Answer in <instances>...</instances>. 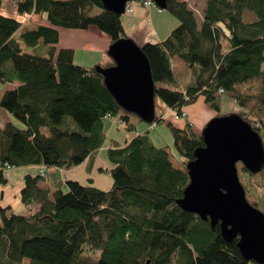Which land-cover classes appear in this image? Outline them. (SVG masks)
Wrapping results in <instances>:
<instances>
[{
    "label": "trees",
    "instance_id": "obj_1",
    "mask_svg": "<svg viewBox=\"0 0 264 264\" xmlns=\"http://www.w3.org/2000/svg\"><path fill=\"white\" fill-rule=\"evenodd\" d=\"M15 4L21 16L45 13L48 24L28 28L24 18L0 13V83L18 84L3 91L0 107L22 123L0 125V185L6 168L69 170L84 163L90 172L99 152L111 165L100 169L110 174L112 185L102 190L68 179L42 186L44 171L25 175L20 201L37 203L38 209L14 213L0 203V264H21L24 258L28 264H258L240 254L237 238L225 241L218 224L212 227L177 203L189 182L186 163L204 145L201 131L190 122L179 128L156 113L146 124L169 128L173 149L183 158L176 164L166 146L150 141L147 130L136 133L131 117L137 116L108 92L97 67L113 61L80 65L73 62L71 49L55 47L61 28L95 27L110 37V44L128 37L121 23L124 13L104 9L100 0ZM164 10L179 23L144 52L154 102L157 94L171 98L172 111L179 113L202 96L218 111L222 89L246 109L240 116L264 147V0H205L200 24L187 0H167ZM244 12L255 19L244 21ZM172 58L187 65L182 84L172 71ZM253 78L259 79L256 91L241 92L239 86ZM107 114L118 116L127 134L123 145L107 141ZM240 177L255 199L252 205L264 214V165L258 173L243 168Z\"/></svg>",
    "mask_w": 264,
    "mask_h": 264
},
{
    "label": "water",
    "instance_id": "obj_2",
    "mask_svg": "<svg viewBox=\"0 0 264 264\" xmlns=\"http://www.w3.org/2000/svg\"><path fill=\"white\" fill-rule=\"evenodd\" d=\"M103 8L123 14L129 0H100ZM166 8L167 0H152ZM113 65L97 67L118 106L145 123L155 116L154 81L150 62L131 38L122 37L108 46ZM203 146L186 163L189 182L177 201L184 211L219 225L225 241L236 246L247 260L264 264V214L251 205L239 181L237 163L251 173L264 165L262 140L240 115L217 116L201 130Z\"/></svg>",
    "mask_w": 264,
    "mask_h": 264
},
{
    "label": "crops",
    "instance_id": "obj_3",
    "mask_svg": "<svg viewBox=\"0 0 264 264\" xmlns=\"http://www.w3.org/2000/svg\"><path fill=\"white\" fill-rule=\"evenodd\" d=\"M187 1L189 3L190 8L195 13L197 23L200 24L202 21L201 12L195 10L193 0H187ZM202 1H203L202 6H200L201 11L205 3V0H202ZM12 2L13 3H10V4L12 5L14 15H10V16L24 18L25 25L31 22L33 26H35L33 22L47 21V19H45L43 15L35 16L34 13L27 14V15L23 14L22 16L19 15L16 10L15 0H12ZM152 6L153 5L143 6L142 3H137V5L131 6L130 12L126 13V15L122 16L121 18V23H122L123 31L125 35H127L138 46H140L144 52H146L148 47L153 46L155 43H158L162 41L163 39H165L166 36L170 33V31L173 29V27L176 26V24L178 23V19L175 18L173 15L167 14L166 13L167 11L160 12V10L157 11ZM1 14L7 15L5 13H1ZM197 14L198 16L200 15L201 17L197 18ZM63 29L64 28H61L59 30L58 43L55 45V47L57 49H60V48L71 49L72 59L74 63L85 65V66H90L94 64L104 65V64H109L111 62V60L107 59L108 58L107 50H108V46L110 45V37L106 33L98 30L97 28L68 29V30H63ZM77 56H80V58L82 59L80 60L76 59ZM172 61H173V58L170 60V62H171V68H172L174 75L176 74L182 75V74L187 73V65L184 62H179L178 65L174 67V63L172 64ZM176 69L178 70L180 69L181 70L180 73L176 72ZM17 85H18L17 83H13L14 87H16ZM157 96L161 97V94ZM204 105L207 106V104L203 101V97L199 96L193 106H190L188 108L184 107L183 111L186 113V117H185L186 119L185 118L179 119V120H182V122L177 127L183 128L186 122H190L192 124V128L195 131L200 132V129H197L196 126H202L205 120H208V118H210V113L208 112V110L205 108ZM170 110L172 111L171 106L167 109L166 114L163 113V118L169 121L172 120L174 123L175 121H179V120H174L173 116L171 120L170 118H168V115L171 112ZM12 118L13 116L10 113H8L7 111H5L4 109L0 107V125L4 124L6 121H12ZM106 119H110V122L105 127L107 141L112 140V141L117 142L118 144L123 145L127 138V134L125 133L124 129L122 128L120 124L116 122H114L113 124L111 122L112 121L111 118H106ZM151 127L152 126H147L142 123L136 124V133H141L147 130V134L149 136L150 141L157 146H163V145H160L162 144V142L159 141L151 132H149V129ZM167 147L168 146H166V149L169 151ZM101 153L104 157L103 159H106L103 152ZM97 157L98 156L94 158L93 165H92L90 172H91L92 182L96 186L100 187L99 185L95 183V180L92 177L94 166L97 162L99 165L97 167L96 172L104 173V171H102L100 168H109L111 165L107 159L106 160L102 159L103 160V163H102L100 162L101 160L99 161V158L97 159ZM39 168L40 167L38 166L6 168L4 170L5 183L0 185V203L3 206L9 205L10 211L12 212H15L16 210L18 212L19 210L20 212L18 213H21V212L33 213L34 211H36L38 209L37 203H31L28 206L21 203L20 198H19V191L23 185L24 176L27 174H30V175L39 174L37 173V171L39 172ZM82 169L83 170L85 169L84 163L74 168H71L69 170L54 167L52 170L48 171V174L46 176L44 175L43 177L44 179L42 180L43 182L41 181L40 184H42V186H50L53 181L64 182L65 180H68L66 178L67 176L68 178L81 182L80 181L81 179L79 178L81 176ZM106 174L108 173L106 172ZM82 179H84V177ZM10 180L14 181L13 189L15 190L13 191L14 193L12 196L13 201H11L10 196H9V189H10L9 181ZM85 180H88V176H86ZM111 183H112V180L109 182V184ZM106 184H108V181ZM28 207H31V209Z\"/></svg>",
    "mask_w": 264,
    "mask_h": 264
},
{
    "label": "rangeland",
    "instance_id": "obj_4",
    "mask_svg": "<svg viewBox=\"0 0 264 264\" xmlns=\"http://www.w3.org/2000/svg\"><path fill=\"white\" fill-rule=\"evenodd\" d=\"M193 1H194L193 3H194V6H195V10L201 12L200 6H202V2L203 1L202 0H193ZM0 2H1L0 13H5L7 15H14V12H13V9H12V5L10 4V3H13L12 0H1ZM133 5H137V3L135 1H129V6L131 7ZM152 7L154 9H156L157 11L159 10V8L156 5H153ZM161 11L166 12L164 9H161L160 12ZM166 13L172 15L168 11ZM125 15H126V13H124L122 16H125ZM35 16H39V14H37V15L35 14ZM43 16L46 19V14L45 13L43 14ZM200 17L201 16L200 15L198 16V14H197V18H200ZM254 19H255L254 15L252 13L244 12V14H243V20L244 21H251V20H254ZM33 23H34V25H46V24H48L47 21H43V22L40 21V22H33ZM178 23H179V21H178ZM178 23L176 24V26L178 25ZM176 26H174V27H176ZM26 27L32 28L34 26H33V24L31 22H29L28 24H26ZM89 28H95V27H89ZM63 30H68V29H63ZM76 59L80 60L82 58H80V56H77ZM107 59L112 61V59L109 56H108ZM75 62H76V60H75ZM179 62H182V61H179V59H177V58H173L172 64L174 63V67H176ZM94 65H96V64H94ZM90 66H93V65H90ZM261 69L264 70V62L261 65ZM180 71H181L180 69L179 70L176 69V72L180 73ZM177 76H178V81H179L180 84L184 83L185 79L187 78V77L184 76V74H182V75L179 74ZM159 84L160 85H167L165 83H159ZM258 86H259V79L258 78H253V79H250V80L244 82L243 84H241L239 86V90L241 92H244V93H249V92H246V91L254 92V90L256 91ZM13 88H14L13 84L0 83V97H1V94L3 93V91H5L6 89H13ZM157 95H159V94H157ZM157 95H156V99H155V111H156V114H163V113L166 114L167 113V109L171 106L173 100L171 98H168V97L164 96V95L163 96L161 95V97H159ZM218 104H219L218 111L213 110L209 105H207V106L204 105L205 108L210 113V118H208V120H205V122L202 124V126H196L197 129H200V131H201L204 128V126L209 122V120L214 118V117H217V115L218 116L244 115L245 112H246V109L244 107L240 106L238 103H236L234 97L228 92H224L223 94H221L219 96ZM251 104L252 103L250 102L248 104V106L250 107ZM193 105H194V103H191V104H189V105H187L185 107L188 108V107L193 106ZM202 108H203V106H202ZM119 115H120V111L118 113V116ZM173 115H174V112L171 111L170 114L168 115V118H170V120H171ZM111 119H112L111 122L114 124V121H115L114 117H112ZM131 121H133L135 124H140L139 121L137 120V117H135V116L131 117ZM12 122L16 126L22 127V123L19 122L18 120H16L14 117L12 118ZM109 122H110V119H106L105 118V120H104L105 127L107 126V124ZM181 122H182V120L175 121V123L174 122L173 123H174L175 126H178V125L181 124ZM142 124L146 125L147 123L142 122ZM120 129H122V128H120ZM43 131H44V133H48L46 128H44ZM149 132H151L159 141L162 142V144H160V145L168 146L167 148L169 149V152H170V155H171V159L176 164L180 165V162L183 160V158L180 157L173 149L172 134H171L169 128L166 125H164V124H162V125H154V126H152L149 129ZM97 156H98L97 159L99 158V161L101 160L100 162H102V163H103V160H106V159H103L104 157H103L101 152H99ZM98 165L99 164L96 162V164L94 166V169H93V172H92V177L94 178L95 183L97 185H99L100 187H102V188L96 186L93 182H92L93 184L89 183V180H85L86 176H88V178H91V172H87L85 169L84 170L82 169V173H81V176L79 178V179H81L80 183L83 184V185H93V186L98 187L99 189H102V190H108L111 187V185H112V183L109 184V182L112 180L111 176H110L109 173L106 174L105 171H104V173L96 172ZM53 168L54 167L46 168L43 175L46 176L48 174V171L52 170ZM40 169L41 168H39V172L37 171V173H40ZM242 169H243L242 164L241 163H237L239 181L242 184V186L244 187L247 201L252 205L253 202L255 201V199L252 196H250L248 194V192L246 191V187H245V185H244V183H243V181H242V179L240 177V172L242 171ZM13 170H15V169H13ZM83 177H84V179H82ZM66 178L67 179H71V178H68V176ZM71 180H73V179H71ZM107 181H108V184H106ZM13 185H14V181L10 180L9 181V187H10L9 196H10L11 201H13L12 200V196H13V193H14L13 191L15 190V189H13ZM62 190L63 191L66 190L65 185H62ZM19 197H20V192H19ZM28 208L31 209V207H28ZM15 212H17V210ZM18 212H20V211L18 210ZM21 213L30 214L31 212H21ZM28 262H29V259L28 258H24L21 264H28Z\"/></svg>",
    "mask_w": 264,
    "mask_h": 264
},
{
    "label": "built area",
    "instance_id": "obj_5",
    "mask_svg": "<svg viewBox=\"0 0 264 264\" xmlns=\"http://www.w3.org/2000/svg\"><path fill=\"white\" fill-rule=\"evenodd\" d=\"M152 3H153L152 0H144L142 2L143 6H150V5H152ZM125 12L126 13L130 12V7L128 6V4H126V6H125ZM223 93H224V90L220 89L219 94H223ZM111 117H113V116L110 114H107V116H106V118H111ZM185 117H186V113L183 111V109H181V111L179 113L174 112V115H173L174 120H179V119H182ZM115 121L118 122V120H115ZM43 171H44V168L41 167V169H40L41 174L43 173Z\"/></svg>",
    "mask_w": 264,
    "mask_h": 264
}]
</instances>
